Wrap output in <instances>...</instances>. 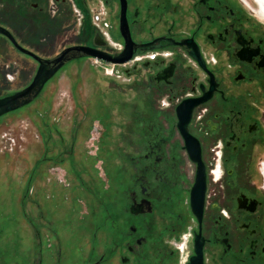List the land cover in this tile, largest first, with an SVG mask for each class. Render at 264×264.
<instances>
[{"label": "flooded vegetation", "instance_id": "af4514ba", "mask_svg": "<svg viewBox=\"0 0 264 264\" xmlns=\"http://www.w3.org/2000/svg\"><path fill=\"white\" fill-rule=\"evenodd\" d=\"M9 5L17 29L45 20L35 44L67 20L78 39L68 47H94L99 35L110 55L124 49L120 0H0V13ZM125 19L137 49L125 68L113 64L110 90L135 100L115 206L105 209L119 236L87 264L117 254L120 264H264V0H125ZM81 60L92 66L83 58L59 71ZM188 100L185 137L176 109ZM31 227V264H47Z\"/></svg>", "mask_w": 264, "mask_h": 264}, {"label": "rangeland", "instance_id": "374dc122", "mask_svg": "<svg viewBox=\"0 0 264 264\" xmlns=\"http://www.w3.org/2000/svg\"><path fill=\"white\" fill-rule=\"evenodd\" d=\"M12 12L9 5L0 23L13 26ZM67 24L64 20L54 38L36 45L29 37L42 23L31 28L26 21L22 29L9 31L20 46L51 58L78 43ZM36 69L31 58L0 36V98L29 85ZM100 75L86 60L71 62L31 104L0 117V250L7 255L5 264L37 260L32 225L40 233L47 264H87L118 240L119 229L107 221L105 209L115 206L117 169L124 164L135 94L126 87L112 94L110 79ZM119 259L117 254L105 264H120Z\"/></svg>", "mask_w": 264, "mask_h": 264}, {"label": "water", "instance_id": "95a60500", "mask_svg": "<svg viewBox=\"0 0 264 264\" xmlns=\"http://www.w3.org/2000/svg\"><path fill=\"white\" fill-rule=\"evenodd\" d=\"M120 3V33L124 41V49L118 55H110L109 53L103 51L102 48L106 47V43L99 37V35H97L94 40V47L72 46L63 49L59 54L50 59H44L21 47L10 31L0 26V36L6 38L18 52L30 57L38 64L35 75L29 85H27L20 91L0 98V117L30 104L35 98L38 97L45 84L49 80H51L66 63L70 61L83 58H91L105 63L118 65L124 64L129 61L132 57L133 51L137 49V46L131 41L127 22L125 19V0H120ZM192 107V101L188 100L182 102L176 109L179 119L178 126L184 135L186 134V125L189 121ZM185 137L187 136L185 135ZM198 207L200 210L201 203ZM196 252L197 257L200 260V248L196 250ZM193 260L194 259H191V262Z\"/></svg>", "mask_w": 264, "mask_h": 264}, {"label": "built area", "instance_id": "2783aa9c", "mask_svg": "<svg viewBox=\"0 0 264 264\" xmlns=\"http://www.w3.org/2000/svg\"><path fill=\"white\" fill-rule=\"evenodd\" d=\"M111 45L115 48L116 51L118 52H121L122 51V47L117 45V44H113L111 43ZM134 60H140V57H137L135 58ZM128 64L125 63V64H122L120 65V67L122 68H125ZM92 66L101 71L102 74L105 76V77H108V78H113L116 76V72H115V65L113 64H109V63H105V62H102V61H99L97 59H93L92 61ZM119 77H122V74L118 73Z\"/></svg>", "mask_w": 264, "mask_h": 264}, {"label": "crops", "instance_id": "0c3cea01", "mask_svg": "<svg viewBox=\"0 0 264 264\" xmlns=\"http://www.w3.org/2000/svg\"><path fill=\"white\" fill-rule=\"evenodd\" d=\"M44 22H45V20H44L42 17H40V18L38 19V21H37V24H41V23H44ZM4 27H6L7 30H9V29L11 30V29L15 28V27H13V26H9V28H8L7 26H4ZM12 35H13V34H12ZM14 38H15V37H14ZM28 44H29V43H28ZM30 44H31V43H30ZM33 44L36 45L34 42H33ZM21 47H22V46H21ZM23 48H25V49L31 51L32 53H34V54H36V55H39V54L34 50V48H30V47H23ZM87 64H88V63H87ZM88 65H89V64H88ZM89 67H90L92 73H94V75H96L97 77L102 76V75H100V71H99V70L93 68L91 65H89ZM98 86H99V85H98Z\"/></svg>", "mask_w": 264, "mask_h": 264}]
</instances>
